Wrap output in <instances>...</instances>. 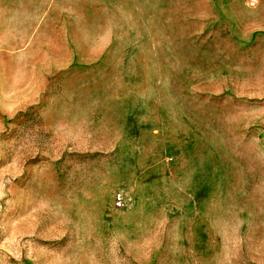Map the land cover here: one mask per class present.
I'll return each instance as SVG.
<instances>
[{"label":"rangeland","instance_id":"1","mask_svg":"<svg viewBox=\"0 0 264 264\" xmlns=\"http://www.w3.org/2000/svg\"><path fill=\"white\" fill-rule=\"evenodd\" d=\"M0 264H264V0H0Z\"/></svg>","mask_w":264,"mask_h":264}]
</instances>
